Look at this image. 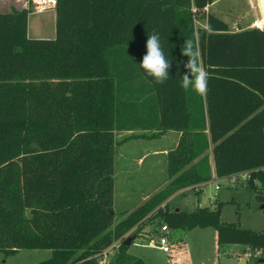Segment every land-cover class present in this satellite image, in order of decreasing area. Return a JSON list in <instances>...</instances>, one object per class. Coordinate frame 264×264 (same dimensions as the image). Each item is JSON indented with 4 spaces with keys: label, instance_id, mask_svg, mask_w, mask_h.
Masks as SVG:
<instances>
[{
    "label": "trees",
    "instance_id": "16d2710c",
    "mask_svg": "<svg viewBox=\"0 0 264 264\" xmlns=\"http://www.w3.org/2000/svg\"><path fill=\"white\" fill-rule=\"evenodd\" d=\"M213 1L54 0L51 39L28 37L31 0L0 11V251L51 250L39 264H145L123 241L152 218L211 227L218 247L264 249V230L222 222L221 203L165 204L211 179L210 146L216 177L247 172V186L264 189V29L231 32L213 14L195 28L192 8ZM153 33L171 60L162 85L139 66ZM186 39L208 72L203 98L180 87ZM134 128L179 137L165 155L167 183L115 221L114 133Z\"/></svg>",
    "mask_w": 264,
    "mask_h": 264
},
{
    "label": "rangeland",
    "instance_id": "374dc122",
    "mask_svg": "<svg viewBox=\"0 0 264 264\" xmlns=\"http://www.w3.org/2000/svg\"><path fill=\"white\" fill-rule=\"evenodd\" d=\"M50 1L31 0L30 8L33 12L29 13L27 19L28 37L54 38L55 11L54 8H51L54 0ZM12 7L17 9L28 7V0H0L1 12L9 11ZM207 14H213L226 22L231 32H238L248 28L264 29V26L253 25L257 19L261 18L257 0H215L198 11L192 8L195 28L205 26ZM153 133L155 131H144L142 129H136L131 134L115 131L114 138L119 144L130 141L131 144L129 145H132L130 147L132 151L140 154L144 143L148 144L143 139L151 140L156 138ZM156 142L152 140L150 144H155ZM119 144L115 146L117 161L114 165L115 221L140 205L143 200L142 196L144 198L145 196L147 198L150 197L167 183L161 159L155 162L156 172L153 179L141 180V178H136L140 175V172L135 169L134 162L128 165L123 164L124 162L118 155ZM209 152L208 150V154ZM125 166L131 170L129 173L124 172ZM246 180L239 175L236 176L234 182L230 178L219 179L216 182L220 186L218 190L214 189L215 183L211 182L206 186V195L202 194L198 202L194 191L188 187L173 194L168 199L167 207L169 209L192 211L196 204L216 208L217 204L221 203L220 220L222 222L233 223L241 228L264 230V209L258 208L261 204L260 198H264V193L261 189L259 191L250 189ZM127 193L129 195H127L128 198L125 200L124 195ZM208 196H212L214 200L210 202ZM158 221L157 218L147 220L131 241L128 249L129 253L142 258L145 264H170L168 255L160 251L155 245H152L156 238ZM171 234L173 241L181 244L187 253V264H238L237 261L239 259L244 260L245 264L250 263V260L246 258L249 251L247 249L248 246L223 244L218 247L215 230L211 227H197L191 230L173 229ZM114 252L112 246L109 247L101 261L108 260ZM50 256L51 250L49 249H19L14 254L8 255L0 251V264H39L50 258Z\"/></svg>",
    "mask_w": 264,
    "mask_h": 264
},
{
    "label": "crops",
    "instance_id": "0c3cea01",
    "mask_svg": "<svg viewBox=\"0 0 264 264\" xmlns=\"http://www.w3.org/2000/svg\"><path fill=\"white\" fill-rule=\"evenodd\" d=\"M53 7H54V1H53V5H51V8H53ZM136 129H141V128H134L132 130H120V131L131 134ZM142 130H144V129H142ZM148 130H146V131H148ZM153 131L157 132L156 130H153ZM178 137H179L178 132L169 130V131L162 132V133L158 134L156 136V138H154V139H151V140L143 139V141L146 140L145 142H148V144L144 143V146L142 147V151L140 152V154H137L136 152L132 151V148H130V147H132V145H129V144H131L130 141H128V142L125 141L124 143L119 144L118 155L121 158L122 162H124L123 163L124 165H126V164L128 165L132 162L135 163V166H134L135 169H138L137 172H140V175H138L136 178H141V180L142 179L143 180L153 179L155 172H156L155 171L156 170L155 169V167H156L155 162L158 161L159 159L162 160L163 170L165 173V155L168 152V150L172 149L177 144ZM152 140H155L157 142L155 144H150V142H152ZM208 150L210 151L209 154H208ZM208 150L206 151V154H208V157H209V164H210V168H211V179L209 181L200 183L199 185H197L195 187H192V186L189 187V188H192V190L194 191V193L197 197V199H196L197 202L199 201V198L202 194L206 195V193H207L206 186L207 185H209L211 182L215 183V185H216L217 184L216 182L219 179H222V178L226 179L227 178V177L218 178L215 176L212 154H211V146L209 147ZM116 161H117V155L115 152L114 165H115ZM130 171L131 170H129V168L125 166L124 172L129 173ZM166 182H167V180H166ZM215 185H214V189H215ZM184 189H186V188H184ZM184 189L178 190L176 192L183 191ZM218 189H220V187ZM218 189H215V190H218ZM197 190H198V192H197ZM127 195H129V194L127 193L126 195H124L125 200H126V198H128ZM146 198H147L146 196H145V198L142 196L143 200L140 203L144 202V200H146ZM168 199L165 202V204H167V205H168ZM208 199L210 202H212V200H214L212 196H208ZM201 206H207V205L196 204L194 209H196L197 207H201ZM215 237H216V232H215ZM234 245L244 246V245H239V244H234ZM174 260L179 264H187L188 257H187V253L184 251V249H182L177 254H175ZM239 261H240V259L237 261V263H239Z\"/></svg>",
    "mask_w": 264,
    "mask_h": 264
},
{
    "label": "clouds",
    "instance_id": "9594fccd",
    "mask_svg": "<svg viewBox=\"0 0 264 264\" xmlns=\"http://www.w3.org/2000/svg\"><path fill=\"white\" fill-rule=\"evenodd\" d=\"M208 30L211 31L210 26ZM181 53L187 57V61L184 63L185 71L180 76V87L186 92L191 91L202 98L205 97L209 90L208 72L202 66L200 52L192 39L184 40ZM139 66L145 77L151 78L156 85H162L170 78L171 60L164 54L159 34L148 35L146 54Z\"/></svg>",
    "mask_w": 264,
    "mask_h": 264
},
{
    "label": "built area",
    "instance_id": "2783aa9c",
    "mask_svg": "<svg viewBox=\"0 0 264 264\" xmlns=\"http://www.w3.org/2000/svg\"><path fill=\"white\" fill-rule=\"evenodd\" d=\"M238 175L241 176L244 180L248 178L247 172L234 174L227 178H230L232 182H234L236 176ZM219 187V184L215 185V189H218ZM262 192L264 193V189H262ZM171 233L172 229L167 224H159L157 228L156 238L154 239L152 245H155L160 251L168 255L170 264H179L174 260V257L175 254H177L183 248L181 244L175 243L173 241ZM247 249L249 250L246 255V258L248 260L255 261V264H264L263 248L251 249L250 247H248Z\"/></svg>",
    "mask_w": 264,
    "mask_h": 264
},
{
    "label": "bare ground",
    "instance_id": "6f19581e",
    "mask_svg": "<svg viewBox=\"0 0 264 264\" xmlns=\"http://www.w3.org/2000/svg\"><path fill=\"white\" fill-rule=\"evenodd\" d=\"M52 2V0L50 1ZM43 3V2H41ZM258 9L261 15V18L257 19L253 25L254 26H264V0H257Z\"/></svg>",
    "mask_w": 264,
    "mask_h": 264
},
{
    "label": "water",
    "instance_id": "95a60500",
    "mask_svg": "<svg viewBox=\"0 0 264 264\" xmlns=\"http://www.w3.org/2000/svg\"><path fill=\"white\" fill-rule=\"evenodd\" d=\"M259 209H264V202L261 203L259 206H258ZM135 234L131 235V236H128L124 241V245H127L129 246L131 241L135 238ZM238 264H245V261L244 260H240Z\"/></svg>",
    "mask_w": 264,
    "mask_h": 264
}]
</instances>
